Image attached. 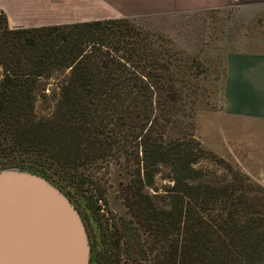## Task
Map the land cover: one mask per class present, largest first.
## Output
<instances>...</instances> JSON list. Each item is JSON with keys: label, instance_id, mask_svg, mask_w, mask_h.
I'll return each instance as SVG.
<instances>
[{"label": "trees", "instance_id": "trees-1", "mask_svg": "<svg viewBox=\"0 0 264 264\" xmlns=\"http://www.w3.org/2000/svg\"><path fill=\"white\" fill-rule=\"evenodd\" d=\"M159 42L127 19L10 29L0 11V171L84 199L96 224L85 223L89 264H264V188L194 134L166 140L187 118L186 63ZM58 74L54 110L39 117L43 80ZM202 158L226 172H205ZM112 165L128 179L119 225L94 208L106 200L92 171ZM156 179L169 184L160 191Z\"/></svg>", "mask_w": 264, "mask_h": 264}, {"label": "rangeland", "instance_id": "rangeland-1", "mask_svg": "<svg viewBox=\"0 0 264 264\" xmlns=\"http://www.w3.org/2000/svg\"><path fill=\"white\" fill-rule=\"evenodd\" d=\"M48 4L47 25L72 24L70 0H49ZM134 23L158 37L159 44L177 53L176 56L184 59L186 63V73L178 77L183 81L182 95L187 102V118L180 117L181 123L167 131L166 140H181L185 133L188 140L194 134L204 150L223 159L234 171L250 176L251 182L264 186V175L258 172L263 169L257 167L259 165H254L247 155L243 154L242 158L237 151L236 157L232 153V127L246 129V124L225 121L221 117L227 56L233 52L264 51V5L171 15L143 19ZM64 78L65 75L58 74L50 80H43L45 90L39 91L35 103L36 114L39 117L52 114ZM177 85L179 87L178 83ZM262 126H258L260 130H264ZM223 131L229 138L227 144L222 141ZM237 131L243 138L248 134L245 133L247 130ZM259 136L264 139V134L260 133ZM234 158H238L242 166L235 163ZM198 167L207 173L223 174L227 170L223 164L210 158H202ZM92 172H96L95 177L101 189L105 190L106 200L105 203H95L93 207L99 209L98 213L103 220L112 225H119L122 221L128 220L126 209L120 199V189L128 181L123 169L112 165L107 168L103 166L101 170ZM59 181L66 185L64 180ZM168 184L166 180L156 179V187L160 191ZM67 191L71 202L84 220V225L86 223L95 229L96 224L90 218L91 211L84 199L74 193L71 187Z\"/></svg>", "mask_w": 264, "mask_h": 264}, {"label": "crops", "instance_id": "crops-1", "mask_svg": "<svg viewBox=\"0 0 264 264\" xmlns=\"http://www.w3.org/2000/svg\"><path fill=\"white\" fill-rule=\"evenodd\" d=\"M48 3L49 0H0V11L10 29L42 27L48 26ZM260 5H264V0H70V21L72 24L117 19L134 22ZM221 117L246 124V129L232 127L235 135L231 134L232 153L247 155L263 169L258 172L264 175V139L259 136L264 130L258 127H264V51L233 52L227 56ZM237 130H247L248 134L243 138ZM222 136L227 144L229 138L224 131ZM234 160L242 166L238 158Z\"/></svg>", "mask_w": 264, "mask_h": 264}, {"label": "water", "instance_id": "water-1", "mask_svg": "<svg viewBox=\"0 0 264 264\" xmlns=\"http://www.w3.org/2000/svg\"><path fill=\"white\" fill-rule=\"evenodd\" d=\"M89 239L78 211L50 181L0 171V264H89Z\"/></svg>", "mask_w": 264, "mask_h": 264}, {"label": "flooded vegetation", "instance_id": "flooded-vegetation-1", "mask_svg": "<svg viewBox=\"0 0 264 264\" xmlns=\"http://www.w3.org/2000/svg\"><path fill=\"white\" fill-rule=\"evenodd\" d=\"M69 199H70V197H69V193L67 192V193H64ZM70 201H72V200H70ZM72 204H73V202H72ZM74 205V204H73Z\"/></svg>", "mask_w": 264, "mask_h": 264}]
</instances>
